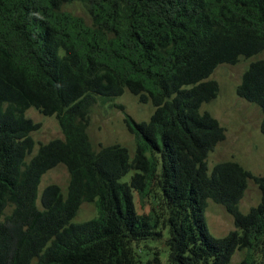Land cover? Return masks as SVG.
Listing matches in <instances>:
<instances>
[{
    "label": "trees",
    "instance_id": "1",
    "mask_svg": "<svg viewBox=\"0 0 264 264\" xmlns=\"http://www.w3.org/2000/svg\"><path fill=\"white\" fill-rule=\"evenodd\" d=\"M74 5L88 20L65 9ZM262 51L264 0H0V218L12 208L0 264H163L160 252L142 261L146 242H162L166 264H229L242 250L238 264H264V177L228 161L207 173L225 129L200 110L217 96L209 78L219 65ZM125 91L154 109L146 122L123 120L134 153L95 151L91 109ZM236 96L259 109L264 136V59L249 64ZM30 108L62 134L34 154L41 125L25 118ZM60 164L65 195L48 185L38 206L41 177ZM249 180L260 202L242 214ZM134 192L152 198L148 214ZM208 200L232 218L224 237L207 229ZM84 203L95 217L73 223Z\"/></svg>",
    "mask_w": 264,
    "mask_h": 264
},
{
    "label": "rangeland",
    "instance_id": "2",
    "mask_svg": "<svg viewBox=\"0 0 264 264\" xmlns=\"http://www.w3.org/2000/svg\"><path fill=\"white\" fill-rule=\"evenodd\" d=\"M65 9L74 11L75 14L88 20L84 10L77 5ZM263 59L264 51L250 59H240L234 66L219 65L209 78L217 82L218 93L215 99L203 104L200 110L208 112L225 129V139L216 145L206 159L208 174L215 164L228 161L237 163L254 176L264 177V136L259 130L261 113L257 107L236 96V88L249 64ZM153 110L150 103L140 104L137 97L127 91L111 102L103 103L98 100L91 109L90 122L87 128L92 148L97 151L101 147L119 145L126 147L132 155L134 153L133 136L127 131L123 120L125 116H128L137 123L146 122ZM24 116L41 125L37 131L31 134L35 142L33 154L37 151L39 144H45L53 139H62V134L54 117L43 116L33 108L28 109ZM29 159L30 157L27 158V160ZM131 175L132 173L128 174L122 181L128 182ZM68 183L69 175L63 165H57L47 171L41 177L38 185V206L39 197L46 186L55 184L60 187L65 195ZM133 198L138 214L145 215L150 212L152 198L147 197L140 201L136 192L133 193ZM259 202V191L253 181L249 180L243 198L238 204V210L242 214H247L249 209L257 206ZM11 210V207L4 210L0 223L10 214ZM95 215L94 205L84 203L80 206L72 222L88 221ZM205 221L210 235L214 238L224 237L234 230L232 218L221 206L211 200L207 201ZM146 245L148 251L143 250L140 254L142 261H145L150 253L160 252V259L163 264H166L167 249L164 248L162 242H146ZM245 255V251H237L229 264H238ZM255 257L260 259L257 255Z\"/></svg>",
    "mask_w": 264,
    "mask_h": 264
}]
</instances>
